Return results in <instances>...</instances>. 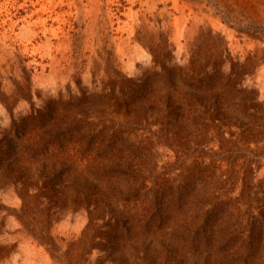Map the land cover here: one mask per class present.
<instances>
[{"label": "rangeland", "instance_id": "374dc122", "mask_svg": "<svg viewBox=\"0 0 264 264\" xmlns=\"http://www.w3.org/2000/svg\"><path fill=\"white\" fill-rule=\"evenodd\" d=\"M0 264H264V0H0Z\"/></svg>", "mask_w": 264, "mask_h": 264}, {"label": "water", "instance_id": "95a60500", "mask_svg": "<svg viewBox=\"0 0 264 264\" xmlns=\"http://www.w3.org/2000/svg\"><path fill=\"white\" fill-rule=\"evenodd\" d=\"M261 158H262V154L255 155L254 156V160H253L254 163L257 164L260 161Z\"/></svg>", "mask_w": 264, "mask_h": 264}, {"label": "bare ground", "instance_id": "6f19581e", "mask_svg": "<svg viewBox=\"0 0 264 264\" xmlns=\"http://www.w3.org/2000/svg\"><path fill=\"white\" fill-rule=\"evenodd\" d=\"M229 1V0H228ZM219 7V6H218ZM236 7V6H235ZM189 8V7H188ZM201 13V12H200ZM125 15V14H124Z\"/></svg>", "mask_w": 264, "mask_h": 264}]
</instances>
